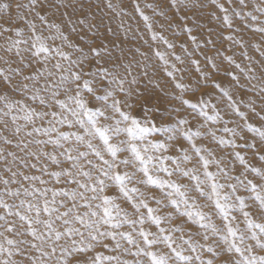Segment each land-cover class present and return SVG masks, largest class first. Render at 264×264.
Masks as SVG:
<instances>
[{
    "label": "snow or ice",
    "instance_id": "6c2138e0",
    "mask_svg": "<svg viewBox=\"0 0 264 264\" xmlns=\"http://www.w3.org/2000/svg\"><path fill=\"white\" fill-rule=\"evenodd\" d=\"M179 2H183V0H179ZM212 2L216 4L217 0H212ZM231 2L232 0H228V3ZM29 3L31 11H35L37 0H29ZM177 3L178 0H172L173 6ZM239 3L243 5L245 0H239ZM107 6L113 8L111 0H109ZM217 6L221 11L227 13L228 10L223 4H218ZM26 8H29V4H25L23 0H15L14 3L13 0H8V2L0 4V9L7 13L6 17L0 16V19H4L5 23L9 24L8 27L0 25V35L13 31H15L17 36L22 35L19 26L13 27L15 20L12 19V16L14 13L20 20H25V16L21 14V11ZM136 10L139 11L138 4L136 5ZM258 10L264 11V9ZM141 15L145 22L149 20V17L144 16L143 13ZM36 16L49 29H55L58 36L50 35L44 38L37 33L36 24L31 20H26L27 27L32 33L30 48H21L22 44H28V40L10 39L4 51L11 53L15 50V55L18 57L22 55V51H31L32 56L36 58H40L43 54V60L37 59L33 61V63H42L44 65L43 71L37 69L33 74L23 75L20 68H10L8 73H5V70L0 68V78L12 91L27 92L30 84H14L10 73L21 75L24 81L32 82V94L29 99L38 101L40 105L48 108H52L53 104H55L62 111H51L50 113L42 110L38 111L36 108L26 105L23 100L11 101L7 95L0 96V101L4 102V107L0 109V125H2L0 127V140L5 145L12 146L20 153H23V155L18 156L16 151L0 148V161H4V171L10 173L9 178L0 176V184L5 186L3 190H0V209H3V214H0V264H144V261L140 259L129 261L122 260L119 255H104L102 252L95 251L98 246L109 249L112 252L120 251L133 257H148L149 264H169L171 259L169 255L158 254L150 250L153 246L161 244L165 245L182 264H195V262H198V264H214V260L211 258L204 260L200 254L195 257L183 255L182 251L178 250L179 246H173L176 241L172 233H182L184 229L180 225H176L171 229L161 227L164 217L156 214L159 209L149 206L140 188L135 186L128 187V184L135 178V173L124 172L121 174L116 171L120 165L132 166L143 174L144 178L138 180V184L151 185L160 190L171 189V191L165 192L168 202L181 217H186L193 225H199V228L205 230L202 237L204 241L209 239L208 232L210 231L212 236H219L217 246L221 242L226 246L223 251L228 253L234 251L240 255L241 259L235 260L233 264H264V255H245V253L253 252V245L246 244L248 239L254 241L255 247L264 250V224H255L249 219L250 211L246 210L248 205H246L242 196H235L238 206L236 203L230 202L232 195L237 191L236 184L225 185L219 183L217 175L208 171L210 164L218 165L219 161L208 159L209 156H212V152L206 147L197 145L196 138L201 137V132L192 131L188 128L187 126L190 122L184 118H178L167 123L161 122L159 125L151 121L141 125L140 120L131 111L125 112L122 110L125 107L130 110L133 108V104L129 103V100L133 98L136 92L133 86L138 84L137 78L132 76L130 80H127L128 86L125 87L126 77H122L118 73H110L106 67H100L96 72L91 70L84 72L83 64L89 60V55L84 54L83 49L77 48L81 56L77 59H72L70 54L63 51L60 47L53 48L48 45L45 42L46 39L55 40L59 38L66 42L69 48L73 47L69 42L68 36L61 32L58 24H49L39 12L36 13ZM252 19L255 20L256 17L252 16ZM224 21L229 28L232 27L228 15L224 16ZM80 23L83 24L84 22L80 21ZM147 27L151 29L152 26L147 24ZM255 30L264 33V27ZM72 31L75 32L76 28L73 27ZM188 31L190 32L191 30L188 29ZM152 38L153 40L157 38L164 40L162 36L157 37L155 33ZM191 39L195 41L194 36ZM226 39L232 40L233 37L229 35ZM164 43L168 44L169 48L173 47L166 40H164ZM88 53L96 60L97 64L100 63L97 58L102 55L101 47L89 46ZM156 55L161 60H164V56L160 52H156ZM55 57L60 58L52 65V68L60 73L58 82L50 80V78L56 76V72L49 70L47 67L48 61ZM226 59L231 61V57H226ZM176 60L179 61L180 57L176 56ZM62 61H67L68 67H65ZM164 63L167 65V60H164ZM193 63L198 65V61H193ZM73 65L78 66L81 70L74 71ZM118 66L114 65V67ZM213 67H216V65L213 64ZM236 67L240 66L236 65ZM172 68L178 71L175 65H172ZM165 71L169 77L175 79L174 71H169L167 68H165ZM197 71H200L199 67H197ZM125 72L127 75H131V69L128 65H125ZM97 73H99L98 80H83L81 84L84 76L95 77ZM144 75L146 76L147 72ZM109 76L110 79L105 83L106 77ZM41 77L44 78V84L38 87ZM233 79H236V77H233ZM251 79H255V77L253 76ZM94 84L95 87H93ZM112 84H115L116 88L109 90ZM175 86L181 92L185 91V85L177 83ZM214 87L219 88L220 85L215 84ZM81 88L86 90L93 99L105 102L104 105L102 107L90 106V102L82 96ZM60 89H63L64 93L75 92L74 95L67 96V100H71L75 107H69L66 100L59 98L61 95ZM98 89L102 90V94L98 93ZM116 91L124 93V98L117 99ZM42 92L50 93L47 99L44 95H41ZM261 92H264V87H261ZM142 96L143 94H140L137 99L139 100ZM224 96L228 99V107L243 118L245 114L240 111L232 97L227 92H224ZM109 98H111V104L107 103ZM177 99L181 98L177 97ZM145 102L147 101L145 100ZM181 104L188 105L193 112L197 111L199 105L198 115L203 117L205 121L211 120L215 123L221 119L219 112L210 116L205 111L207 104L203 100L191 103L188 100L181 99ZM106 108H111L114 113L119 114L120 119L115 121V126L99 125L100 117L106 120L112 118L105 115L104 109ZM213 108H215V105H213ZM180 110V108L175 109L177 113ZM49 115L52 119L47 121L48 127L37 125V121H43ZM21 120L24 123L18 122ZM56 124H66L69 128L78 125L80 129H83V134L58 131ZM121 124H124V126L121 127ZM29 126H31V130H28ZM247 128L249 131H257L251 125H247ZM9 129L11 130L10 137L3 134ZM223 131L232 133L233 136L237 135L236 130L233 128L225 127ZM53 133H55V136L52 135ZM121 133H125L128 140H122L119 144L112 143L113 137L119 136ZM155 133L167 134V140L162 141L159 137L148 139ZM178 135L188 142V148L183 143H170L176 142ZM209 135L212 136L218 145H228L234 150L245 146L237 145L234 140H225L223 137L217 138L215 132L211 130H209ZM259 135L261 141L264 142V131L259 132ZM73 138L74 142L69 143ZM97 138L102 143V148L93 144V140ZM240 138L243 139V137ZM145 141L147 143H143ZM48 145H52L54 150L62 149V151H45ZM121 145H126V147ZM80 146H84L85 150L81 151ZM252 147H256V145H252ZM170 149H175L178 154L182 153L181 158L177 160L171 155H165ZM124 151L131 154V159H120L117 162L118 153ZM189 151L194 152L199 158L198 162L201 163L203 168V179L196 174L197 169L195 167L187 170L181 167L183 162L192 160L193 157L189 155ZM105 153L111 159H106ZM156 153H160V155H155ZM202 153H207V156ZM90 155L96 159H89ZM234 155L240 164L247 167L245 158L240 155V152L235 151ZM9 157L11 159H8ZM29 158L32 159L30 160ZM42 158H46L52 165H56L58 170L49 171V164L42 163ZM260 158L264 159V155H261ZM32 160L35 162H32ZM166 162H171L174 168L170 170ZM64 164L68 166L64 167ZM14 168L15 170H13ZM21 168L35 169L41 175L26 174ZM252 171L257 172L258 175L264 178V173L260 172L259 169L253 168ZM177 172L184 177H189L190 180L196 181L194 186L196 192L212 201L215 209L226 222V231L222 232L215 224L211 223V217L199 210V206L195 204L194 200L191 204L189 203L186 193L181 191L182 185L175 183L171 179H162L157 175L158 173H164L170 178ZM220 173L223 178H230L224 169H220ZM42 175L48 176L57 185H68L69 187H49V180L42 179ZM236 179L238 180L239 178L237 177ZM106 180L114 182L119 193L139 214L137 219H130L126 212L123 213L121 218V209L115 203L116 196L104 194L105 189L109 187ZM24 182H27V186H25ZM206 183L210 188L209 192H205L202 188V185ZM240 183L243 182L241 181ZM37 184L40 186L38 187ZM10 185H18V187L12 188ZM225 187L231 189V193L221 194V190ZM245 187L256 193L255 200L259 201V211L264 212V195L256 192L257 185L253 184L252 181H248ZM174 196H179L180 199H175L173 198ZM13 198L19 199V203H10L9 199ZM94 201H100V203L95 205V209L93 208ZM155 202L157 205L161 203L159 199H156ZM181 204L184 205L183 210H181ZM141 208L147 210L146 214L140 212ZM80 209L87 210L81 212ZM234 210L239 211L244 217L248 232H241L238 227H233V222L237 219L235 215H231ZM168 218L171 219L170 214ZM58 221L60 222V227H57ZM146 222L155 225L158 231L145 230L144 225ZM125 224L132 231H118ZM102 226H106L104 230H101ZM254 228L259 230V234L256 231H252ZM133 233L142 240L145 247L140 246V242L134 237ZM180 239L184 244L189 245V249L193 253L197 252V248H206L207 252L218 255L212 246L193 243L191 239L184 240L183 236ZM109 240L113 242L111 247L109 243L105 242ZM61 241H64V243H61ZM122 241L133 246L135 250L124 247ZM241 245L245 246L241 247ZM58 252L59 256H57ZM89 253L94 254L88 255ZM74 254L75 257L83 255L85 259L82 261L74 257L70 262L68 257H73ZM17 256L24 259L17 260L15 258Z\"/></svg>",
    "mask_w": 264,
    "mask_h": 264
},
{
    "label": "rangeland",
    "instance_id": "374dc122",
    "mask_svg": "<svg viewBox=\"0 0 264 264\" xmlns=\"http://www.w3.org/2000/svg\"><path fill=\"white\" fill-rule=\"evenodd\" d=\"M5 2H8V0H0V4ZM14 2L15 0H13ZM23 2L29 4V8L21 11V14L25 16V20H20L14 13L12 16V19L15 20L13 27L19 26L22 35L17 36L15 31L0 35V68L4 69L5 73H8L10 68H20L23 75L33 74L37 69L43 71L44 65L42 63H33L37 59L43 60V54L40 58H36L32 56L31 51H22V55L18 57L15 55V50L11 53L4 51L10 39L28 40V44H22L21 48H30L32 33L27 27L26 20L33 21L36 24L37 33L44 38L50 35L58 36L55 29H49L45 23L38 19L36 13L39 12L49 24H58L60 26L61 32L68 36L69 42L73 47L69 48L67 43L59 38L55 40L46 39L45 42L48 45L53 48L60 47L63 51L69 53L72 59H77L81 56L77 48L83 49V53L89 55V60L83 64L84 72L89 70L96 72L98 68L106 67L110 73H118L120 76L126 77L125 87L128 86L127 80H130L132 76L137 78L138 84L133 86L136 92L133 98L129 100V103L133 104V108L130 110L125 107L122 110L125 112L131 111L140 120L141 125H145L148 121L159 125L161 122L167 123L178 118L189 120L190 123L187 127L192 131H200L202 134L201 137L196 138L197 145L206 147L212 152V156H209L208 159L219 161L218 165L210 164L208 171L217 175L219 183L225 185L234 183L237 185V191L232 195L230 202H234L238 206L235 196H242L246 205H248L246 210L250 211L249 219L255 224H264V212L259 211V201L255 200L256 193L245 187L248 181H252L253 184L257 185L256 192L264 195V178L258 175L257 172L252 171L255 168L264 173V159L260 158L261 155H264V142L261 141L259 135V132L264 131V119H262L264 117V92H261V87H264V55H262L264 53V33L255 30L264 27V11L258 10L264 9V0H245L243 5L239 3V0H232L231 3H228V0H217L216 4L212 0H183V2L178 0L175 6L172 5V0H111L113 8L107 6L109 0H37L35 11H31L29 0H23ZM137 4L139 5V11L136 10ZM218 4H223L228 10L227 13L221 11L217 6ZM141 13L149 17L147 22H145ZM225 15H228L231 20V28L224 21ZM0 16L6 17L7 13L0 9ZM252 16H255L256 19L253 20ZM80 21L84 23L81 24ZM147 24H151V29L147 27ZM0 25L3 27L9 26L4 19H0ZM73 27L76 28L75 32L72 31ZM188 29L191 31L189 32ZM154 33L157 37L162 36L173 47L169 48L168 44L159 38L153 40L152 36ZM229 35L233 37L232 40L226 39ZM193 36L195 41L191 39ZM89 46L101 47L102 55L97 58L100 60L99 64L88 53ZM156 52H160L164 56V60L168 62L167 65H165L164 60H161L156 55ZM109 56L111 57L110 59ZM176 56L180 57L179 61L176 60ZM226 57H231V61L226 59ZM59 59V57H55L47 63L48 69L56 72V76L50 78L52 82H58L59 80V71L52 68V65ZM193 61H198V65L193 63ZM62 63H64L65 67H68L67 61H62ZM213 64L216 67H213ZM114 65L119 66L114 67ZM125 65L130 67L131 75H127L125 72ZM172 65H175L178 71L174 70ZM236 65L240 67H236ZM197 67H199L200 71H197ZM165 68L169 71H174L175 79L167 75ZM73 70L80 71L81 69L73 65ZM145 72H147L146 76L144 75ZM10 75L14 84L29 83L30 88L27 92H14L0 78V96L7 95L11 101L23 100L26 105L36 108L38 111L42 110L49 113L51 111H62L55 104H53L52 108H48L40 105L38 101L29 99L32 94V82L24 81L21 75H16L15 73H10ZM253 76L255 79H251ZM233 77H236V79H233ZM98 79L99 73L95 77L84 76L81 84L83 80ZM108 79H110V76L106 77L105 83H107ZM177 83L185 85V91L181 92L179 88H176L175 85ZM43 84L44 78L41 77L37 86L40 87ZM215 84H219L220 87H214ZM93 87H95V84ZM115 88L116 85L112 84L109 90H114ZM97 91L102 94V90L98 89ZM60 92L59 98L66 100L69 107H75L71 100H67V96L74 95L75 92L64 93L63 89H60ZM224 92H227L232 97L240 111L245 114L243 118L228 107L229 102L227 97L224 96ZM81 94L90 102V106L102 107L105 103L93 99L83 88H81ZM115 94L117 99L124 98V93L116 91ZM140 94H143V96L138 100L137 96H140ZM41 95H44L47 99L50 93L42 92ZM177 97L188 100L191 103L203 100L207 104L205 111L210 116L219 112L221 119L215 123L211 120L205 121L203 117L198 115L199 105L197 111L193 112L188 105H182L181 99H177ZM107 103L111 104V98H109ZM213 105H215V108H213ZM3 107L4 102L0 101V109ZM176 108L181 109L179 113L175 111ZM104 110L105 115L112 118L106 120L100 117L99 125L115 126V121L120 119L119 114L114 113L111 108ZM21 115L23 114L21 113ZM49 119H52L50 115L45 117L43 121H37V125L48 127L47 121ZM18 122L24 123L22 120ZM247 125H251L257 131H249ZM123 126L124 124H121V127ZM225 127L235 129L237 135L233 136L232 133L224 132L223 129ZM56 128L58 131L83 134V129H80L78 125L69 128L66 124H56ZM28 130H31V126H29ZM209 130L215 132L217 138L223 137L225 140H234L237 145L245 146L234 150L228 145H218L212 136L209 135ZM3 134L10 137L11 130L9 129ZM52 135L55 136V133ZM157 137L162 141L167 140V134L161 133H155L148 139H156ZM240 137H243V139ZM122 140H128L125 133L113 137L111 142L119 144ZM72 142H74V138L69 143ZM143 143H147V141ZM170 143H183L186 148L189 147L188 142L179 135L176 142ZM93 144L102 148V143L98 138L93 140ZM252 145H256V147H252ZM66 146L68 145L66 144ZM121 146L126 147V145ZM0 148L16 151L18 156L23 155L14 147L5 145L2 140H0ZM80 150L84 151L85 147L80 146ZM45 151L59 152L62 149L54 150L52 145H48ZM235 151L240 152V155L245 158L247 167L240 164L239 160L235 158ZM202 154L207 156V153ZM155 155H160V153ZM165 155H171L179 160L182 153L178 154L175 149H170ZM189 155L193 157L192 160L183 162L181 167L185 170L195 167L197 169L196 174L203 179V168L201 163L198 162L199 158L191 151H189ZM105 158L111 159L107 153H105ZM125 158L131 159V154L127 151L118 153L117 162ZM8 159H11V157ZM29 159L31 160L32 158ZM89 159L95 160L96 158L90 155ZM32 162L35 161L32 160ZM42 163L49 164V171L58 170L57 166L52 165L46 158H42ZM166 164L170 170L174 168L171 162H166ZM17 165L19 166L18 162ZM63 166L67 167L68 165L64 164ZM220 169H224L230 178H223ZM21 170L26 174L41 175L35 169L21 168ZM116 171L121 174L124 172L135 173V178L128 184V187L135 186L140 188L149 206L159 209L156 214L164 217L161 227L171 229L176 225H180L184 229L182 233H172L176 241L173 246H179L178 250L182 251L183 255L195 257L200 254L204 260L213 259L214 264H233L235 260L241 259L240 255L234 251L232 253L223 251L226 246L222 242L217 246L219 236H212L210 231L208 232L209 239L204 241L202 237L205 230L199 228V225H193L186 217H181L168 202L165 192L171 191V189L160 190L151 185L138 184L137 181L144 177L142 173L132 166L120 165ZM157 175L162 179H171L175 183L182 185L181 191L186 193L189 203L191 204L194 200L195 204L199 206V210L211 217V223L215 224L222 232L226 231V222L219 215L212 201L196 192L194 187L196 181L190 180L189 177H184L178 172L170 178L164 173H158ZM0 176L4 178L10 177V173L4 171V161H0ZM237 177L239 178L238 180L236 179ZM41 178L49 180V187H69L68 185H57L54 180H51L46 175H42ZM241 181L243 183H240ZM24 183L27 186V182ZM106 183L109 187L105 189L104 194L116 196L115 203L121 209V218L123 213L126 212L130 219H137L139 214L119 193L114 182L106 180ZM37 186L39 187L40 185L37 184ZM4 187L3 184H0V190H3ZM10 187L16 188L18 185H10ZM202 188L205 192L210 191L207 183L202 185ZM224 193H231V189L225 187L221 190V194ZM173 198L180 199L179 196H174ZM6 199L8 198L6 197ZM156 199L161 201L159 205L156 204ZM9 202L18 204L19 199H9ZM97 203H100V201L93 202L94 209ZM183 208L184 205L181 204V210ZM86 210L80 209L81 212ZM140 212L146 214L147 210L141 208ZM0 214H3V209H0ZM169 214L171 219L168 218ZM231 215L237 217L236 221L233 222V227H238L241 232H248L247 224L242 214L234 210ZM57 227H60L59 221L57 222ZM104 227L106 226H102L101 230H104ZM137 227L139 226L137 225ZM144 228L151 232L158 231L156 226L150 222H146ZM118 231L129 232L132 229L125 224ZM252 231H256L259 234L258 229L254 228ZM133 235L140 242V246L145 247L142 240L136 237L135 233ZM181 236H183L184 240L191 239L193 243L212 246L218 255L207 252L206 248H197L196 253L191 252L189 245L184 244L180 239ZM105 242L109 243L110 247L113 245L110 240ZM61 243H64V241H61ZM122 243L124 247L135 250L133 246L128 245L126 242L122 241ZM246 244L253 245V252L245 253V255H264V250L255 247L254 241L248 239ZM244 246L241 245V247ZM150 250L158 254L169 255L171 257L169 264H182L165 245H156ZM95 251L102 252L104 255H119L122 260L134 261L140 259L144 261V264H149V259L145 256L133 257L120 251L112 252L99 246ZM93 254L89 253L88 255ZM57 256H59V252ZM74 257L75 254L73 257H68L69 261L71 262ZM15 258L17 260L24 259L20 256ZM75 258L82 261L85 259L83 255ZM195 264H198V262H195Z\"/></svg>",
    "mask_w": 264,
    "mask_h": 264
}]
</instances>
